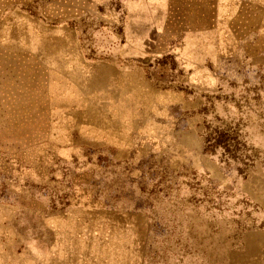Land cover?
<instances>
[{"label": "rangeland", "instance_id": "rangeland-1", "mask_svg": "<svg viewBox=\"0 0 264 264\" xmlns=\"http://www.w3.org/2000/svg\"><path fill=\"white\" fill-rule=\"evenodd\" d=\"M238 13L190 42L159 2L0 0V264H264Z\"/></svg>", "mask_w": 264, "mask_h": 264}, {"label": "crops", "instance_id": "crops-1", "mask_svg": "<svg viewBox=\"0 0 264 264\" xmlns=\"http://www.w3.org/2000/svg\"><path fill=\"white\" fill-rule=\"evenodd\" d=\"M159 2L161 11H166L170 18L178 19L184 27L186 41L203 42L211 39L217 41L218 18L227 13L228 17H246L241 28V42L256 39L257 43L264 37V0H147ZM246 25V26H245Z\"/></svg>", "mask_w": 264, "mask_h": 264}]
</instances>
